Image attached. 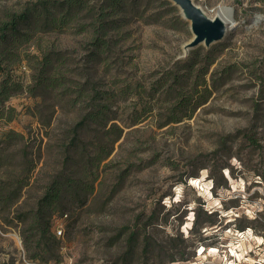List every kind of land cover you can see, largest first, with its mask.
<instances>
[{
    "label": "rangeland",
    "instance_id": "rangeland-1",
    "mask_svg": "<svg viewBox=\"0 0 264 264\" xmlns=\"http://www.w3.org/2000/svg\"><path fill=\"white\" fill-rule=\"evenodd\" d=\"M41 1L0 0V21ZM83 1L88 8L63 31L33 25L30 41L0 49V80L10 70L25 85L38 72L42 53H59L64 64L58 71L72 94L63 95L62 88L37 97L21 92L1 105L0 149L12 145L7 151L17 152V160L26 147L36 166L19 200L0 207V264H264V0H193L212 18L224 7L229 27L222 39L192 48L191 21L172 0H129L126 12L112 18L119 28L99 56L82 26L95 22L104 0ZM212 61L206 78L216 81L209 100L191 117L163 125L159 113L166 115L165 106L176 99L168 89L175 76L189 96ZM94 88L113 96L102 102L110 103L108 128L122 129L121 136L108 158L90 163L104 136L95 123L87 124L79 145L84 161L73 176L84 167L88 175L53 215L54 226L64 225L63 235L32 261L17 215L34 209L44 186L63 169L70 130L89 111L85 100ZM79 89L84 94L77 101ZM10 129L20 136L7 139L3 131ZM204 211L214 223L202 225ZM243 223L249 226L240 228ZM133 231L138 238L129 249Z\"/></svg>",
    "mask_w": 264,
    "mask_h": 264
},
{
    "label": "trees",
    "instance_id": "trees-1",
    "mask_svg": "<svg viewBox=\"0 0 264 264\" xmlns=\"http://www.w3.org/2000/svg\"><path fill=\"white\" fill-rule=\"evenodd\" d=\"M129 4V0H104L97 15L94 16L96 17L95 22L87 25V28L82 26V30L85 28L86 32L91 33V42L96 47L95 55L99 56L109 46L111 40V37H109L110 32L119 28V24H117L118 19L112 18L120 12H126ZM85 8H88V6L83 0H45L41 1L40 7L33 4L32 6H25L19 11H10L7 13L6 18L0 21V49L6 47L4 49L6 51L9 44H13L19 39L21 41H30L34 38L35 30H37L32 29L33 25L40 24V28L43 30L63 31L79 12ZM58 13H61V15L58 16ZM108 18L110 19L108 20ZM5 58L13 60L11 56H5ZM61 58L62 56L59 53L53 51L42 53L39 61H37L38 72L34 75L32 83L29 85H25L22 80L13 79L10 70L7 71L0 80V106H4L12 96L21 92H28L31 96L37 97L45 94L48 90L62 88L61 93L63 95H72L71 89L67 85L66 76L60 74L58 71V66L64 64V60H61ZM212 63L213 61L202 69L201 80L193 82L189 96H186L187 91L185 87L180 86L181 82L179 79H182L181 76H175L172 83L169 84L168 89L177 94L176 99L165 106L166 115L163 112L159 113L160 117L163 118L165 116L163 125L180 122L185 117H191L198 107L209 100L213 91L212 87L214 86L215 88V84L213 85V83L216 81L213 76V82L210 84L206 78ZM193 67L194 64L191 65L190 70L192 69L193 71ZM93 91H95L94 95L89 100H85L87 101V107L90 108L88 109L89 111L70 130L72 138L69 144L65 146L63 169L55 173L49 183L44 186L42 194L36 201V207L17 215V218H20L24 222L21 238L32 261L41 257L43 250H48L51 247V240L56 238V234L53 233L54 213L57 210L63 211L65 209L63 199L66 194L72 192V190L75 191L84 177L88 175L87 168L84 167L81 175L78 177L73 176L75 165L79 166L80 160L84 161L85 155L79 151V145L83 142L81 134L87 128V124L89 125L90 122L95 123L103 130L104 138L107 137V140L100 138L96 142V154L91 155V158L87 159L90 163L98 165L108 158L113 151V144L121 136L122 129L115 128V125H111L108 128L107 124L113 118L108 113L110 103L102 102L111 100L113 96L109 95L108 91H100L96 90V88ZM83 94V89H79L75 100H81ZM69 100L75 102L72 97ZM2 106L0 107V119L4 118L5 115V110ZM11 117L12 114L8 118L11 119ZM111 133H114L115 137L109 140ZM3 135L7 139H15L20 136L19 133L11 129L3 131ZM11 146L5 145L3 150L0 149V207L2 208L10 207L19 200L24 189L29 186L36 166L33 159L29 157L26 147L20 149V155L15 160L17 152L7 151ZM256 146L262 147L260 144ZM228 166V164L223 163L220 167ZM76 170H79V168ZM211 172L215 178L214 169H211ZM216 184L217 186L221 185L219 181ZM204 213L207 214V217L202 218V225L204 223H214V220L211 219L212 213H208L207 211H204ZM64 214L66 213L63 212L61 216ZM198 217L199 214L196 217L194 225L198 223ZM150 223H156V221H150ZM246 226L249 225L243 223L240 225V228L244 229ZM137 235L135 231L129 235V249L134 247L138 238ZM144 240V248L147 251L149 250L150 243L148 233L145 234Z\"/></svg>",
    "mask_w": 264,
    "mask_h": 264
},
{
    "label": "water",
    "instance_id": "water-1",
    "mask_svg": "<svg viewBox=\"0 0 264 264\" xmlns=\"http://www.w3.org/2000/svg\"><path fill=\"white\" fill-rule=\"evenodd\" d=\"M172 1L181 8L183 15L191 21L194 37L187 44V48L195 47L201 43L210 45L224 37L229 24L221 16L217 15L213 18L208 16L193 0Z\"/></svg>",
    "mask_w": 264,
    "mask_h": 264
},
{
    "label": "built area",
    "instance_id": "built-area-1",
    "mask_svg": "<svg viewBox=\"0 0 264 264\" xmlns=\"http://www.w3.org/2000/svg\"><path fill=\"white\" fill-rule=\"evenodd\" d=\"M64 217H68V214L66 213V214H64L63 215ZM64 217H62V219L64 218ZM54 231H55V234L56 235H58V236H61V235H63V232H64V225L63 224H55V226H54Z\"/></svg>",
    "mask_w": 264,
    "mask_h": 264
},
{
    "label": "bare ground",
    "instance_id": "bare-ground-1",
    "mask_svg": "<svg viewBox=\"0 0 264 264\" xmlns=\"http://www.w3.org/2000/svg\"><path fill=\"white\" fill-rule=\"evenodd\" d=\"M219 16L221 15V17L224 19V21L226 23H228V14L226 13V10L224 7H221L219 9V12H218ZM212 250H214V247L212 248Z\"/></svg>",
    "mask_w": 264,
    "mask_h": 264
}]
</instances>
